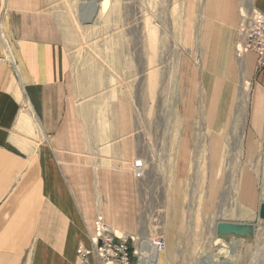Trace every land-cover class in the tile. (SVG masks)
Listing matches in <instances>:
<instances>
[{"label": "crops", "instance_id": "obj_1", "mask_svg": "<svg viewBox=\"0 0 264 264\" xmlns=\"http://www.w3.org/2000/svg\"><path fill=\"white\" fill-rule=\"evenodd\" d=\"M60 1L0 0V264H79L77 246H89L96 215L126 234L146 235L149 226L131 94L112 88L111 76L75 83ZM182 1L174 29L183 60L198 54L199 64L186 62L187 105L175 111L186 123L167 147L171 194L189 199L197 175L211 171L224 148L236 149V162L264 164V70L256 71L254 53L234 50L242 14L264 15V0ZM156 31L147 28L150 51ZM149 67L156 69L151 60ZM156 77L157 69L149 83ZM230 109L235 126L227 129ZM197 115L206 125L214 116L215 138L196 139ZM225 131L235 136L225 140ZM248 172L241 196L250 202L249 182L260 177Z\"/></svg>", "mask_w": 264, "mask_h": 264}, {"label": "rangeland", "instance_id": "obj_2", "mask_svg": "<svg viewBox=\"0 0 264 264\" xmlns=\"http://www.w3.org/2000/svg\"><path fill=\"white\" fill-rule=\"evenodd\" d=\"M93 2L97 1L61 0L58 10L68 18L66 41L75 83L95 75L105 78L101 82H108L106 76H111L112 88L121 86L131 94L136 114L138 177L149 224L146 235L138 236L164 238V251H152L159 256L155 259L158 264H202L207 257L216 258V264H264V218L259 215L264 202V164L236 162V149L224 148L211 171L204 169L197 175L196 195L191 188L189 199H181L178 192L171 194L176 184L168 171L167 145L174 128L186 123L175 111L182 114L186 108L187 73L199 64L198 54V61L194 55L183 60L187 53L179 46L174 29V8L176 13L182 11L184 1L175 6L172 0H100L98 9L93 7L91 13L89 5ZM90 17L89 23L81 21ZM148 26L157 30L154 51L147 48ZM150 60L157 69L155 84L149 83L156 74L155 68H148ZM229 111L225 123L232 129L236 115L234 109ZM202 119L197 115L190 120L196 139L215 138L209 127L214 116L207 118V125ZM232 134L225 131L224 139L230 141L235 132ZM248 170L260 177L249 182L255 193L250 202L241 196L248 182L242 176ZM168 179L171 190L166 185ZM137 243L136 239L134 247Z\"/></svg>", "mask_w": 264, "mask_h": 264}, {"label": "built area", "instance_id": "obj_3", "mask_svg": "<svg viewBox=\"0 0 264 264\" xmlns=\"http://www.w3.org/2000/svg\"><path fill=\"white\" fill-rule=\"evenodd\" d=\"M248 52L256 56V71L264 70V15L256 9L243 13L238 25L235 54L243 57ZM137 247H134L135 240ZM145 242L155 253H162L165 240L161 236L139 237L126 234L106 223L101 215L94 219V231L89 235V246L79 244L76 249L79 264H158L149 261V251L142 252Z\"/></svg>", "mask_w": 264, "mask_h": 264}, {"label": "bare ground", "instance_id": "obj_4", "mask_svg": "<svg viewBox=\"0 0 264 264\" xmlns=\"http://www.w3.org/2000/svg\"><path fill=\"white\" fill-rule=\"evenodd\" d=\"M99 3V2H98ZM86 5V4H85ZM97 5V4H96ZM96 5H94L93 7H94V10H95V8H96ZM94 10H92V11H94ZM142 252L144 251V249H145V251L147 252V251H149V252H151L150 253V256H149V261H150V259H158L159 258V256H157V255H155V253H153L152 252V249L147 245V243H145V242H143L142 243ZM159 254H161V252L159 253ZM209 256V255H208ZM207 257V256H206ZM205 258V257H204ZM216 259V258H215ZM213 257H207V258H205V259H203L202 260V264H216V261L217 260H215ZM157 261V260H156ZM158 263V262H157ZM159 264H164V263H159ZM218 264V263H217ZM219 264H221V263H219ZM223 264V263H222ZM225 264V263H224Z\"/></svg>", "mask_w": 264, "mask_h": 264}, {"label": "water", "instance_id": "obj_5", "mask_svg": "<svg viewBox=\"0 0 264 264\" xmlns=\"http://www.w3.org/2000/svg\"><path fill=\"white\" fill-rule=\"evenodd\" d=\"M98 1V0H97ZM94 4V2L92 3ZM96 9V8H95ZM94 14V13H93ZM83 23H89L91 21V17L87 20H81ZM260 217L264 218V202L261 203L260 205V212H259Z\"/></svg>", "mask_w": 264, "mask_h": 264}]
</instances>
